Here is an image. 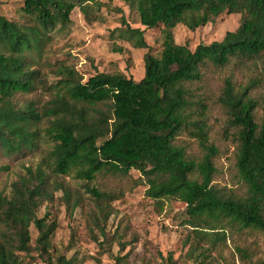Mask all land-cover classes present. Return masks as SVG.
Here are the masks:
<instances>
[{"label": "trees", "instance_id": "trees-1", "mask_svg": "<svg viewBox=\"0 0 264 264\" xmlns=\"http://www.w3.org/2000/svg\"><path fill=\"white\" fill-rule=\"evenodd\" d=\"M97 0H24V23L0 13V148L9 155L33 151L46 139L52 148L35 168L0 193V264H25L33 251L45 264H75L53 255L58 229L49 214L39 218L45 201L62 192L68 208L80 206L73 190L51 176L88 183L98 207L92 219L102 237L111 217V203L139 187L160 205L180 202L193 230L186 238V257L194 264H235L223 256L225 225L264 234V90L261 79L236 77L235 70L264 59V0H128L136 4L140 24L164 26L160 57L144 56V76L136 81L121 74L96 73L84 80L77 71L58 74L69 99L57 97L40 113L30 103L20 106L17 94L36 89L39 73L31 70L26 53L40 50L48 32L66 26L71 15ZM239 14L237 30L221 41L194 50L178 45L172 30L205 27L223 14ZM135 46L149 49L144 31L130 30ZM220 71L222 88L216 97L233 128L236 168L247 186L245 197L226 193L214 184L217 147L210 142L205 75ZM64 76V77H63ZM44 119L50 126L41 128ZM45 131V132H44ZM187 133L202 150L200 158L177 145ZM140 174L134 178L132 173ZM93 184V185H92ZM92 185V186H90ZM32 229L37 233L33 247ZM223 232L210 233V231ZM108 242V240H104ZM243 264H264L256 253L236 248ZM117 264H126L116 258ZM160 264H177L172 255Z\"/></svg>", "mask_w": 264, "mask_h": 264}, {"label": "rangeland", "instance_id": "rangeland-1", "mask_svg": "<svg viewBox=\"0 0 264 264\" xmlns=\"http://www.w3.org/2000/svg\"><path fill=\"white\" fill-rule=\"evenodd\" d=\"M24 0H0V13L8 20L24 23ZM241 22L239 14L220 16L213 23L195 31L185 25L172 30L178 45H188L194 50L200 44L221 41L227 32L237 30ZM144 31V39L149 49L135 46L136 39L130 30ZM164 26L148 30L140 24L136 4L128 0H97L86 7V15L76 9L71 22L48 32L40 50L27 52L31 70L38 72L36 89L27 94H17L15 101L20 106L34 104L42 113L50 102L57 97L69 99L63 86L57 85L58 74L67 69L75 70L87 80L96 73L121 74L139 81L144 76V56L147 53L160 57L165 39ZM236 77L261 79L264 90V59L246 64L235 70ZM64 77V76H63ZM208 113L205 120L209 127V139L218 149L215 160L217 173L214 184L226 193L245 197L247 186L241 180L236 168V143L234 130L228 124V117L216 103L222 88L220 71H210L205 75ZM260 117L264 111H260ZM50 123L44 119L41 128L46 130ZM45 132V131H44ZM177 145L184 147L194 158L202 156V150L196 139L187 133L182 134ZM52 148L46 139L33 151L9 155L0 148V193L9 195L11 186L26 174L27 168L35 169ZM134 178L140 174L132 173ZM51 182H61L74 191L80 206L75 210L68 208L64 194L54 193L53 201H45L38 217L49 214V220L58 223L52 245L55 257L63 256L67 261L75 259V264H117L116 258L126 264H160L162 258L173 256L177 264H194L186 257L188 246L186 238L193 230L187 224L189 220L186 207L180 202H163L158 205L145 196V187H139L124 198L111 203L112 212L107 222L104 239L95 227L92 217L98 215V207L87 192L88 183L67 177L51 176ZM93 185V184H92ZM90 185V186H92ZM223 230L210 231V233ZM227 235L223 256L243 264L236 253L237 247H248L256 253V258L264 259V234L255 231H238L225 225ZM33 247L37 233L32 229ZM108 242H104V240ZM25 264H45L33 251L29 257H23ZM221 263L223 261L221 260ZM57 264V261L55 262Z\"/></svg>", "mask_w": 264, "mask_h": 264}]
</instances>
